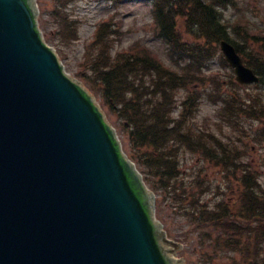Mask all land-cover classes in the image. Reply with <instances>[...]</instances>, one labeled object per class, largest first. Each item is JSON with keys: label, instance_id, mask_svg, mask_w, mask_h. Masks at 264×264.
Returning a JSON list of instances; mask_svg holds the SVG:
<instances>
[{"label": "water", "instance_id": "obj_1", "mask_svg": "<svg viewBox=\"0 0 264 264\" xmlns=\"http://www.w3.org/2000/svg\"><path fill=\"white\" fill-rule=\"evenodd\" d=\"M35 0H0V264H181L155 198L94 99L37 29ZM242 85L259 78L221 42Z\"/></svg>", "mask_w": 264, "mask_h": 264}, {"label": "trees", "instance_id": "obj_2", "mask_svg": "<svg viewBox=\"0 0 264 264\" xmlns=\"http://www.w3.org/2000/svg\"><path fill=\"white\" fill-rule=\"evenodd\" d=\"M150 1L154 6L157 37L169 46L176 59L168 66L145 49L132 55L124 52L100 55L92 69L96 83L92 91L117 114L129 157L136 162L149 187L156 191L158 185L167 191L171 206L186 217L195 230L201 231L196 238L203 248L202 256L208 258L206 264H215V259L224 255L229 264H264V190L258 170L252 162L240 159L238 151L233 150L237 147L233 142L224 143L214 133L197 129L190 123L203 96L201 90L189 91L181 104L177 102L179 89L186 87L189 81L207 89L203 82L207 77L205 71L213 49L221 40L230 41L241 56L247 57L243 47L231 38L221 12L233 0ZM181 19H184L187 34L197 41L194 47L182 38ZM62 21L67 24L66 17H62ZM106 38L107 34L102 35L101 42ZM255 57L247 59L248 65L264 82V58ZM218 97L223 107L235 116L264 122L261 99L238 100L221 94ZM177 108H180L179 115L174 117ZM181 146L221 169V173H226L225 179H232L226 188L229 197H223L214 206L203 202L209 185H204L205 179L201 176L195 183L190 180L187 187H180L178 183L184 179L178 162ZM227 192L219 193L224 196Z\"/></svg>", "mask_w": 264, "mask_h": 264}, {"label": "rangeland", "instance_id": "obj_3", "mask_svg": "<svg viewBox=\"0 0 264 264\" xmlns=\"http://www.w3.org/2000/svg\"><path fill=\"white\" fill-rule=\"evenodd\" d=\"M35 1L38 8V25L45 42L55 50L68 76L80 83L96 100L107 122L116 128L124 153L130 155L117 114L105 106L92 91L96 88V83L92 79L94 77L92 69L100 55L106 57L107 53L108 55L112 53L114 56L116 52L125 51H129L128 54L132 55L137 54L139 49L151 51L164 61V64L172 65V60L176 58L169 51V46L156 34L153 2L150 0H125L122 3H119L120 0ZM221 12L230 28L231 38L241 45L244 54H247V57L244 56L245 60L250 58L254 60L258 55L259 58L261 55L264 58V0H233V3L222 8ZM62 17H66L67 24L62 21ZM185 26L184 19L179 20V30L183 40L193 44L194 47L197 41L187 34ZM100 30L102 31L97 38ZM105 34L107 38L101 42L102 35ZM205 72L210 75L208 79L203 80L207 89L189 81L186 87L179 89L177 102L182 103L187 92L201 90L203 96L201 95L198 101L190 123L197 129L202 128L214 133L224 143L231 145L233 142L237 146L233 150L238 151L240 159L252 162L258 170L260 186L264 190V122L247 119L242 115L235 116L218 101L221 100L218 97L221 94L228 98L236 97L238 100L261 99L264 103V82L252 86H240L219 44L213 49V55L208 61ZM197 82H201L200 78ZM179 111L180 109L177 108L173 116L176 117ZM178 162L184 175V179L181 177V182L178 183L180 187H187L190 180L195 183L201 176V179H205L204 185H209L208 191L202 197L203 202L207 201L214 206L223 197L230 196L226 188L233 182L232 179L228 177L225 179L226 173H221V169L202 159L198 153L181 146L178 150ZM150 179L154 180L151 177ZM156 186L154 195L157 219L163 224L169 240L180 245V248L170 255L183 264H206L208 258L202 256L203 248L196 238L201 231L195 230L191 222L171 206L170 194ZM219 190L227 193L222 196ZM164 247L173 249L166 244ZM227 259L224 255L218 260L215 259V264H229Z\"/></svg>", "mask_w": 264, "mask_h": 264}]
</instances>
